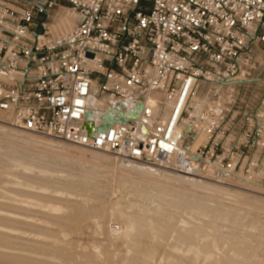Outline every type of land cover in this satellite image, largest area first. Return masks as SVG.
<instances>
[{
  "label": "built area",
  "instance_id": "1",
  "mask_svg": "<svg viewBox=\"0 0 264 264\" xmlns=\"http://www.w3.org/2000/svg\"><path fill=\"white\" fill-rule=\"evenodd\" d=\"M67 13L76 23L58 30ZM261 51L264 0H0V111L31 133L230 183L264 157V90L244 95ZM112 110L125 121L98 131Z\"/></svg>",
  "mask_w": 264,
  "mask_h": 264
},
{
  "label": "rangeland",
  "instance_id": "2",
  "mask_svg": "<svg viewBox=\"0 0 264 264\" xmlns=\"http://www.w3.org/2000/svg\"><path fill=\"white\" fill-rule=\"evenodd\" d=\"M258 61H259V65L251 77L253 79H250L249 81H247L245 83V87H244V95L246 97V100L248 102H250V104L258 103L257 101H259V97L264 90V51H261L260 54L258 55ZM2 115L5 116L7 119L5 117H3ZM6 115H5V113L0 111V120L3 121V122L0 121V123L8 125V127H10L9 129L12 128V134L15 132L16 133L21 132L23 134L34 135L35 137H38V138H32V139H25L24 140L22 137L19 138L15 134L11 135V134H8L6 132L2 133L0 131V136H1L0 137V156L2 155L1 153H3V151H5V147L7 145H9V146L12 145L11 147L7 146L11 149H12V147H16V148H14V150L16 149V151L17 150L22 151V152H15L14 151V152H12L13 155L11 154L12 157H15L14 159H16V160L21 159V160H19L20 162H17L16 160L13 161L11 159H9V160L7 159V161L4 164L2 163L3 165L0 162V169L10 171L7 173L9 175L7 176L6 183H5V181L3 182V185L5 188H3V187L0 188V191H2V192H0V200H1L0 202L2 203V204L0 203V206H2V207H0V212L2 210L3 213H6V214L9 213V215H12V216L15 215V213L17 212L18 215L17 214L16 215L20 216V218H23L22 215L24 214V217H26L27 219L29 218V220H31V221L36 220L35 222H37L36 227H37L38 234H40V233L41 234L51 233V234H54V236L58 235L57 237L52 238V235L50 234V236L47 237L49 240L46 238V241L48 240L47 242H50L49 247L53 248V250L56 249L55 251L58 250L61 253L64 252V254L65 253L67 254V255L65 254V257H64V260L67 261L66 264H68L70 262L76 263V264H125L126 262H127L126 264H141L140 262H136V261L131 262L130 260H128L129 256H131L133 254L132 251H134L133 250V244L131 242L132 237L131 236L129 237L128 235H132V233L134 234L136 232L135 230H133L131 228L132 226L129 227V224L137 226V224L135 225V222L132 224L133 221H130V220L131 219L132 220L135 219V221H137L138 219L140 220V218H141L140 216L142 214H143L142 216H148L149 219H152L150 221H147V224H148V222L151 223V221L153 223H156V225L158 223L157 226L162 224L161 225L162 226L161 231L163 230V232H160V230H158L156 228H161V226L155 227L156 225L153 223H151L154 225L153 229H156V231L153 230L154 232L149 231V228L152 227L151 224L146 226L148 228V232H150L152 234V235L151 234L149 235V233L147 232V234L150 237L146 236V238H144L145 240L148 241L147 243H149V240L151 243V245L149 244L150 247H149L148 251L152 252V253L148 252L149 258L147 259V261L149 260V262H147V264L148 263L149 264H156V262H158L157 264H163V263L165 264L168 260L167 255L171 252L174 254V252L176 253L177 251H180L177 248V247H180V245H182V246L179 249H181V251L185 255L186 254L189 255V256H187V255L186 256L189 259L192 258V259H190V261L192 260L193 262L191 261V263H189L190 262L189 259H186V262H185L184 257L186 258V256H183V258H182L183 253L179 254V252H177L176 257H175L176 260L174 259V264H177V263L178 264H193V263L194 264H196V263L200 264V262L202 264V262L207 261V259L204 258L205 253H203L204 260L201 259V256H202L201 254L199 256L200 258L198 257V254L195 256L194 254H196V252L199 250L200 246H198V248H197L198 250H196V247H194V246H197V243H199L198 245H201V247L202 246L204 247L206 245L204 243H207V246H208V245H210L209 240L211 241V238H212V241L210 243L213 244V242L216 241V243L213 244L215 247L210 246L211 248H213V251L216 249L215 250L216 253H213L214 255L212 254V258L211 257H209V258L211 260H214L213 258H215L216 260L219 259L218 260L219 264H226V262L229 264V261H226L227 259L230 260L231 264L233 262L236 264H264V157L263 156L261 157L262 160L260 162V166L258 168L256 167V169H254V170L253 169L247 170V168L244 167V165H242L240 167L237 166L236 172H238V175H236V177L234 176L235 178H233L230 183H219L216 181L214 182L212 180L209 181V179H207V178L201 179L200 177L196 178V177H191V176H184V175H180V174L170 172L167 170L157 169L158 170L157 171L156 168L154 169L153 167H151V168L148 167L150 165H147L145 167L142 166L143 169L144 168L146 169V170H144L146 172L143 174L142 172L138 173V172H133L131 170L129 171V170L122 168L123 166L121 165V163H131V162L123 161V160H121V158H117L116 155L113 153L103 151L100 149H91V148L87 149L86 147L67 143V142H63L61 140L52 138V137L44 135V134H38V133H34V132L31 133V131H28V130H22L21 131V129H18L9 123L8 117ZM13 129H15V130H13ZM14 136L16 137V139ZM48 138L53 140V143H55L54 146L49 145L47 142H45V139H48ZM42 139H44V140H42ZM195 146H194V148H195ZM68 149H70V150H68ZM24 150H25V153L23 152ZM81 151H83V152H81ZM93 151H100V153L106 154V158L104 159L102 164L98 165V163L94 162V160L92 158V156H93L92 152ZM64 154L70 157L69 161H71V162H65L64 163L63 161H61L62 155H64ZM91 154H92V156H90ZM107 154L109 156H107ZM58 155H59V157H58ZM111 155H113V156H111ZM263 155H264V153H263ZM18 156H20V157H18ZM88 160H89V164L87 162ZM91 160H93V161H91ZM48 161L50 163H48ZM90 162H92V164H90ZM12 163H13V165L14 164L15 165L13 166ZM93 164H96V165H93ZM48 165H50V166H48ZM62 165H63V167H62ZM143 165H146V164H143ZM12 166L14 167V170L17 168V166H19L20 169H18V168L16 169L18 173L13 171ZM59 170H61V171H59ZM12 171H13L14 175H13V173H12V175L10 174ZM25 171H26V173H25ZM141 171H143V170H141ZM151 171L157 172L160 176L155 177L154 175H152V173L150 175L149 172H151ZM15 173L18 176H16ZM34 173L37 175H35ZM27 175H29V176H27ZM12 176L16 177L17 179L15 180V178ZM37 176H39V177H37ZM28 177L29 178L31 177V180H36V182H33L34 187H30V184L32 183V181L31 180L29 181ZM25 178H27V179H25ZM41 179H42V181H41ZM19 180H21L20 181L21 183L19 182ZM11 181H12V183H11ZM37 181H39V182H37ZM17 182H19V183H17ZM40 183L41 184L44 183L45 185L44 184L41 185ZM8 187H9V189H8ZM25 188H26V190H25ZM33 188H36V189H33ZM23 190L25 192H28L29 190H30V192L31 191L33 192L35 190V192L38 191L39 193L45 194L49 197L53 196V198H55V199L59 198V196H60V198L57 200L62 201L61 204L64 205V209H62V210H64V211H62L60 213L59 212L60 210H58V209L61 206L60 205H57V206L54 205L55 202H52V201H50L48 203L42 202L46 206H44L41 203H38L41 201H37V203L35 204L36 201L34 198H32L28 195H27L28 196L27 197L26 194L23 196V193H24ZM20 191L23 193H20ZM93 191H94V193H93ZM48 193L51 194V196ZM5 194L7 196H5ZM1 195H2V197H1ZM11 195L12 196L15 195L14 197H16L18 199H16V198L11 199L12 198ZM9 196H11V197H9ZM29 197L31 199H34L33 200L34 202H32V201L30 202L31 199ZM53 198H50V199L47 198V201H48V199L53 200ZM19 199H21L20 204H18L19 206H21L20 211H18L19 209H15L16 207H14V203L15 204L19 203V202H17V201H20ZM96 199L99 201H97ZM8 200H10V201L8 202ZM12 200H14V202ZM28 200L30 203L28 202ZM22 201H25V202H22ZM11 202H13V203H11ZM8 203H10V204H8ZM6 204H7V206H6ZM52 204L54 205V207ZM40 205H43V206H40ZM50 205H52V206H50ZM66 205L68 207H66ZM8 206L11 208H9ZM34 206H36L38 209ZM13 207L15 209L14 212L16 211L15 213L12 211L10 212V210L13 209ZM24 207H26L25 210H24ZM33 208H35V210H32ZM42 208L44 210H42ZM30 209L33 212L35 211L34 214L36 216L34 214H32L33 212L31 213L33 220L30 219V217L25 216V214L28 215L30 213ZM93 209H95V210H93ZM218 209L221 212L220 211L216 212V210H218ZM5 210H7V211H5ZM22 210H23V214H20V212H22ZM27 210H29V213H24V211L27 212ZM37 210H39V211L41 210L40 214L38 213L39 211H37ZM91 210H93V211H91ZM134 210L135 211L140 210V212H137L138 215L139 214L140 215L137 216V213L134 214ZM153 210H154L156 216L154 215ZM141 211L143 212L142 214H141ZM144 211H145L146 215L144 214ZM128 212L129 213L132 212V214H134L133 216H137V217L134 218L132 216V214L130 216ZM148 212H150V213L147 214ZM31 214L29 216H31ZM123 214L127 215V216H124ZM47 215L50 216L51 221L53 222L52 223L53 225H50L51 221L49 218L48 219L50 222H48V219H47L48 216ZM76 215H78L79 217H81V216L82 217L79 218L78 216L76 217ZM128 215L131 218L130 220L127 219ZM37 216L42 218L43 220L42 219L38 220L40 218H38ZM56 216H58V217H56ZM69 216H70V218H69ZM121 216H123V217H121ZM74 218H76V219H74ZM155 218H156V220L158 219L159 221H157V222L154 221ZM45 219H47V220H45ZM149 219L147 218V220H149ZM2 220H0V223ZM63 220H65V222ZM128 220L130 221L129 224H127L129 222ZM16 221H19V220L13 221L12 227L8 224L3 223L5 225L4 226L1 223L0 228H2L3 226L6 227V229L3 227L5 229L6 234L8 232L7 230L9 229V232H8L9 234H7V235L10 236V233H11V237H10L11 239H14V238H12V235L16 234V235H14L15 240H19V241L21 240L24 243H29V242L34 243L35 241H31V240L28 241L27 239L22 240V237H20V233L21 232L23 233V231L26 233L28 231L26 233V234H28L31 231L30 235L29 234L28 235L30 238H32L34 235V232L32 231V229H35L36 227L34 228L31 226L32 228H28L26 231L25 230L26 228L23 226L24 224L21 223L22 224L21 225V224H19L20 222L17 223ZM126 221H127L126 224L128 227H126V225L124 226V223ZM14 222L21 225L25 229L24 228L22 229V227L18 228V227H20L19 225H18V227H16L17 224L15 226ZM47 222H48V224H47ZM160 222H161V224H159ZM42 223L45 225L42 226ZM101 223H103L104 225ZM48 225H50L54 228L51 227L52 229L51 228L49 229ZM7 227H10L12 229L10 230V228H7ZM13 228H15V229L13 230ZM123 228H125L127 230V232H124L126 230ZM182 228H183V230H181ZM185 228L187 230L189 229V232H192L193 234L196 232L197 233L195 235L190 233L193 236H191L190 234L187 235L189 232H186ZM195 228H197L198 231H196ZM4 229H0V234L3 233ZM20 229H22V230H20ZM1 230H2V232H1ZM150 230H152V229L150 228ZM194 230L196 232H194ZM14 231H15V233H14ZM41 231H44V232H41ZM18 232H19V234H18ZM177 232L180 234L178 235ZM126 233H130V234L127 235ZM161 233H163V234H161ZM174 233L178 235V238L176 236L175 241H173L175 236L172 235ZM6 234L3 233L2 235H3V237L8 238L9 236L7 237ZM26 234H22V235L28 238V235H26ZM55 234H57V235H55ZM156 234L159 236H155ZM17 235H19V236H17ZM31 235H32V237H31ZM124 235H125V237H127L129 239L127 240V238H125ZM180 235H182V237H183V235L185 237L191 236L190 238H192L193 241H192V239L188 240V238H187L188 241L186 240V238L182 240L179 237ZM214 235H215V237H214ZM172 236H174V238ZM206 236H207V238H206ZM210 236H212V237H210ZM157 237L159 238V241H157V239H158ZM160 237H162V238H160ZM163 237H165V238H163ZM149 238H151V239H149ZM202 238H205L203 240H205L206 242L203 243ZM54 239H56L55 241H57V242L53 241ZM152 239H153V241L154 240L155 241L153 242ZM51 240L54 243L51 242ZM160 240H164V241H161V243H160ZM217 240L219 241L220 244L217 243L218 242ZM170 241L171 242L173 241L172 246L177 243V245H175L176 249L172 248ZM183 241H184V244H186L188 246H190V244H193L194 246L192 245L190 247H191V249L193 247L192 250H194V248H195L196 251L194 250L192 252L190 247L182 244ZM190 241H192V242H190ZM224 241L226 243H224ZM180 242H181V244H178ZM187 242L189 244H187ZM233 242H234V244H233ZM127 243H128V245H126ZM159 244H161V245H159ZM216 244H217V246H216ZM218 244H219V247H218ZM224 245H225V247H224ZM61 246H63V247H61ZM128 246L131 250L128 249ZM185 246L187 248H189V249H187V251L185 250L186 253L183 249V248H185ZM220 246H222V247H220ZM170 247H171V249H169ZM10 248H11V250H13V249L16 250L15 247H9L8 249H10ZM226 248H227V250H225ZM172 249H174L176 251H173ZM11 250H9V251H11ZM18 250L20 252L24 253L23 248L20 247V248H18ZM127 250L129 251V253ZM154 250H156V251H154ZM25 251L29 252V253H35L36 255H38L36 252H32L26 248H25ZM136 251H134V254ZM222 251H224V252H222ZM69 252H71V253H69ZM158 252H159V255H158ZM188 252L191 253V257H190V253H188ZM74 253H75V257L73 258ZM155 253H156V255L154 256L153 254H155ZM192 253L195 257L200 259V262H198L199 259L197 260V258L195 261L193 260L195 257L192 255ZM223 253L225 254V257H224ZM238 253H241V254H238ZM42 255L43 254H41V256ZM230 255H233V257H236L237 255L238 256H237V258H234V259L232 258V260H231ZM239 255H242L243 259ZM70 256H71V258H70ZM159 256H161L163 258H160ZM151 257H153V258H151ZM217 257H218V259H217ZM125 258H127V260H125ZM159 258H160V260H159ZM209 258H208V260H209ZM225 258H226V260H225ZM161 259H162V262H161ZM239 261H240V263H239ZM152 262H154V263H152ZM182 262H184V263H182ZM209 262H210V260H209ZM205 263L206 262H204L203 264H205Z\"/></svg>",
  "mask_w": 264,
  "mask_h": 264
},
{
  "label": "bare ground",
  "instance_id": "3",
  "mask_svg": "<svg viewBox=\"0 0 264 264\" xmlns=\"http://www.w3.org/2000/svg\"><path fill=\"white\" fill-rule=\"evenodd\" d=\"M76 19H77V15L76 14H63V15H61V17H59V19H58V24H57V28H58V30H66V29H68V28H70L74 23H76ZM153 100V99H152ZM4 115V114H3ZM2 115V116H3ZM6 115V114H5ZM1 116V117H2ZM3 117H5V116H3ZM6 118V117H5ZM3 119V118H2ZM7 119V118H6ZM0 121H2V120H0ZM3 122V121H2ZM90 126V125H89ZM10 127H8V125H5V124H3V123H0V131L2 132V133H4V132H6V133H8V134H11V135H16L17 137H22L24 140L25 139H32V138H38V137H35L34 135H28V134H23V133H21V132H15V133H13L12 134V128L11 129H9ZM18 129H20V128H18ZM13 130H15V129H13ZM23 129H21V131H22ZM14 132V131H13ZM1 137V136H0ZM15 137V136H14ZM11 138V137H10ZM15 139H16V137H15ZM22 139V140H23ZM18 140V139H17ZM42 140H44V139H42ZM205 140V136L203 135V134H199L197 137H196V139H194L193 141H194V143L195 142H198L199 143V141H204ZM15 141V140H14ZM23 142V141H22ZM28 142V141H27ZM26 142V143H27ZM45 142H47L49 145H55V143H53V140L52 139H45ZM55 142V141H54ZM64 144V143H63ZM62 144V145H63ZM57 145V144H56ZM67 145V144H66ZM196 145V144H195ZM7 146H9V145H7ZM5 147V151H3V153H1L2 155L0 156L1 158H0V162H1V164L3 163H5L6 161H7V159L9 160V159H11V160H16V159H14L15 157H12V152H22V151H16V149L14 150V148H16V147H12V149L11 148H9V147H11V146H9V147ZM58 147V146H57ZM64 148V147H63ZM67 148V147H66ZM22 149V148H21ZM23 150V149H22ZM63 150V149H62ZM68 150H70V149H68ZM24 153H25V150L23 151ZM65 152V151H64ZM81 152H83V151H81ZM91 152V151H90ZM94 152V153H93ZM92 152V154H93V156H92V154L90 155V156H92V158H93V160H94V162H96V163H98V165L99 164H102V162L104 161V159L106 158V154H103V153H100V151H93ZM12 154V155H11ZM29 154V153H28ZM66 154V153H65ZM62 155V159H61V161H63L64 163L65 162H71V161H69V159H70V157L69 156H67V155ZM68 154V153H67ZM77 154V153H76ZM16 155V154H15ZM14 155V156H15ZM18 155V154H17ZM22 155V154H21ZM20 155V156H21ZM61 155V154H60ZM84 155V154H83ZM20 156H18V157H20ZM32 156V155H31ZM85 156V155H84ZM105 156V157H104ZM107 156H109L108 154H107ZM111 156H113V155H111ZM17 157V156H16ZM22 157V156H21ZM58 157H59V155H58ZM69 157V158H68ZM61 158V157H60ZM68 158V159H67ZM117 158H119V157H117ZM18 159V158H17ZM109 159V158H108ZM19 160H21V159H19ZM19 160H16L17 162H20ZM37 160V159H36ZM51 160V159H50ZM86 160V159H85ZM93 160H91V161H93ZM122 160V159H121ZM15 161V162H16ZM47 161V160H46ZM77 161V160H76ZM123 161H126V162H131V163H121V165L123 166L122 168H124V169H126V170H131V171H133V172H142L143 174L146 172V171H144V170H146L145 168L143 169V167L142 166H147V165H143V164H141V163H136V162H132V161H128V160H126L125 158L123 159ZM45 162V161H44ZM62 162V163H63ZM88 162V164H89V160L87 161ZM86 162V163H87ZM93 162V163H94ZM46 163V162H45ZM48 163H50L49 161H48ZM2 164V165H3ZM23 164V163H22ZM61 164V163H60ZM90 164H92V162H90ZM12 165H13V163H12ZM15 165V164H14ZM13 165V166H14ZM29 165V164H28ZM35 165V164H34ZM86 165V164H85ZM93 165H96V164H93ZM5 166V165H4ZM8 166V165H7ZM12 166V168H13V171L14 172H17V168L18 169H20L19 168V166H17V168L14 170V167ZM46 166V165H45ZM48 166H50V165H48ZM67 166V165H66ZM87 166V165H86ZM6 167V166H5ZM32 167V166H31ZM62 167H63V165H62ZM72 167V166H71ZM148 167H152L151 165L150 166H148ZM2 168V167H1ZM4 168V167H3ZM8 168V167H7ZM11 168V167H10ZM68 168V167H67ZM85 168V167H84ZM154 169H155V167H153ZM22 169V168H21ZM30 169V168H29ZM123 169V170H124ZM158 168H156V170H157ZM24 170V169H23ZM32 170V169H31ZM141 170H143V171H141ZM160 170H162V169H160ZM13 171L10 173L11 175H12V173H13ZM59 171H61V170H59ZM66 171V170H65ZM73 171V170H72ZM158 171V170H157ZM8 172H10L9 170H4V169H0V188L1 187H3V188H5L4 187V185H3V182L5 181V183H6V181H7V176L9 175V174H7ZM21 172V171H20ZM28 172V171H27ZM128 172V171H127ZM18 173V172H17ZM25 173H26V171H25ZM51 173V172H50ZM151 173H152V175H154L155 177L157 176H160L157 172H155V171H151V172H149V174L151 175ZM20 174V173H19ZM28 174V173H27ZM35 174V173H34ZM178 174V173H177ZM13 175H14V173H13ZM15 175L16 176H18L16 173H15ZM26 175V174H25ZM35 175H37V174H35ZM47 175V174H46ZM180 175H183V174H180ZM27 176H29V175H27ZM48 176V175H47ZM73 176V175H72ZM149 176V175H148ZM184 176H186V175H184ZM12 177H14V176H12ZM37 177H39V176H37ZM49 177V176H48ZM15 178V180L17 179L16 177H14ZM160 178V177H159ZM196 178H199V177H196ZM9 179V178H8ZM20 179V178H19ZM25 179H27V178H25ZM28 179H29V181L31 180V177L29 178L28 177ZM40 179V178H39ZM201 179H203V178H201ZM22 180V179H21ZM21 180H19V182L21 181ZM75 180V179H74ZM152 180V179H151ZM206 180V179H205ZM28 181V180H27ZM26 181V182H27ZM32 181V183L30 184V187H34V185H33V182H36V180H31ZM41 181H42V179H41ZM209 181H210V179H209ZM213 181V180H212ZM16 182V181H15ZM19 182H17V183H19ZM23 182V181H22ZM25 182V183H26ZM37 182H39V181H37ZM44 182V181H43ZM92 182V181H91ZM215 182V181H214ZM11 183H12V181H11ZM21 183V182H20ZM54 183V182H53ZM28 184V185H29ZM41 184V183H40ZM44 184V183H43ZM43 184H41V185H43ZM14 185V184H13ZM45 185V184H44ZM47 185V184H46ZM139 185V184H138ZM7 187V186H6ZM36 187V186H35ZM45 187V186H44ZM15 188V187H14ZM40 188V187H39ZM56 188V187H55ZM217 188V187H216ZM8 189H9V187H8ZM12 189V188H11ZM32 189V188H31ZM30 189V190H31ZM33 189H36V188H33ZM25 190H26V188H25ZM30 190L28 191V192H25L24 190V193L23 192H21L20 191V193H23V196L26 194V196L28 195V196H30V197H32V198H34L35 199V204L37 203V201H41V202H38V203H41V204H43L42 202H45V203H48V202H50V201H52V202H55L54 203V205H60L59 207V209L58 210H60L59 212L61 213L62 211H64V210H62V209H64V205L63 204H61L62 203V201L61 200H57V199H59L60 198V196H59V198H57V199H55V198H53V196H51V194H49L51 197H49V196H47V195H45V194H41V193H39L38 191H36L35 192V190L32 192H30ZM224 190V189H223ZM12 191V190H11ZM143 191V190H142ZM222 191V190H221ZM0 192H2V191H0ZM43 193V192H42ZM93 193H94V191H93ZM100 193V192H99ZM7 194V193H6ZM5 194V196H7ZM98 194V193H97ZM9 195V194H8ZM21 195V194H20ZM12 196V195H11ZM11 196H9V197H11ZM15 196V195H14ZM14 196H12V198L11 199H15L16 197H14ZM18 196V195H17ZM22 196V195H21ZM27 196V197H28ZM1 197H2V195H1ZM20 197V196H19ZM29 197V198H30ZM95 197V196H94ZM97 197V196H96ZM141 197V196H140ZM144 197V196H143ZM47 198H53V200H49L48 199V201H47ZM62 198V197H61ZM145 198V197H144ZM9 199V198H8ZM16 199H18V198H16ZM31 199V198H30ZM34 199H31L30 200V202L32 201V202H34L33 200ZM55 199V200H54ZM63 199V198H62ZM100 199V198H99ZM20 201H17V202H19V203H14V207H16L15 209H19L18 211H20L21 209H20V207L21 206H19L18 204H20V202H21V199H19ZM74 200V199H73ZM81 200V199H80ZM97 200V199H96ZM1 201V200H0ZM10 200H8V202H9ZM13 202H14V200H12ZM69 201V200H68ZM97 201H99V200H97ZM96 201V202H97ZM102 201V200H101ZM100 201V202H101ZM4 202V201H3ZM13 202H11V203H13ZM22 202H25V201H22ZM28 202H29V200H28ZM29 202V203H30ZM51 202V203H52ZM58 202V203H57ZM80 202V201H79ZM1 203V202H0ZM68 203V202H67ZM78 203V202H77ZM82 203V202H81ZM2 204V203H1ZM8 204H10V203H8ZM24 204V203H23ZM32 204V203H31ZM44 206H46L45 204H43ZM43 205H40V206H43ZM53 205V204H52ZM52 205H50V206H52ZM54 205H53V207H54ZM6 206H7V204H6ZM10 206V205H9ZM8 206V207H9ZM12 206V205H11ZM48 206V205H47ZM75 206V205H74ZM80 206V205H79ZM82 206V205H81ZM216 206V205H215ZM214 206V207H215ZM0 207H2V206H0ZM14 207H13V209H11L10 210V212L12 211V212H14ZM34 207H36V206H34ZM52 207V208H53ZM66 207H68L67 205H66ZM77 207V206H76ZM9 208H11V207H9ZM23 208V207H22ZM31 208V207H30ZM37 208V207H36ZM92 208V207H91ZM217 208V207H216ZM2 209V208H1ZM6 209V208H5ZM8 209V208H7ZM26 209V207H24V210ZM28 209V208H27ZM38 209V208H37ZM57 209V208H56ZM144 209V208H143ZM158 209V208H157ZM221 209V208H220ZM9 210V209H8ZM32 210H35V208H33ZM31 209H30V213H29V210H27V212L26 211H24V213H29L28 215H26L25 214V216H27V217H30V219H32L33 220V218H32V214H34V212L32 211ZM42 210H44L43 208H42ZM53 210V209H52ZM67 210V209H66ZM93 210H95V209H93ZM93 210H91V211H93ZM4 211V210H3ZM5 211H7V210H5ZM37 211H39V210H37ZM36 211V212H37ZM103 211V210H102ZM130 211V210H129ZM217 211H220L219 209L218 210H216V212ZM1 212H2V210H1ZM0 212V220H2L1 221V223H2V225H4L3 223H5V224H8V225H10L11 227H12V223H13V221H15V220H19V221H16L17 223H19V224H24L23 226L26 228H24V227H22L21 225H19V224H17V223H15V226H16V224H17V226L16 227H18V225L20 226V227H18V228H21L22 227V229L24 228L26 231H27V229L28 228H32V227H36V225H37V222H35L36 220H34V221H31V220H29V218L27 219L26 217H24V214H23V210H22V212H20V214H23L22 216H23V218H20V216H17L18 214H17V212L15 213V215H9V213H1ZM9 212V211H8ZM33 212V213H32ZM40 212H41V210L38 212L39 214H40ZM137 212H140V210H138V211H135L134 210V214L135 213H137ZM153 212H154V210H153ZM215 212V213H216ZM221 212V211H220ZM219 212V213H220ZM19 213V212H18ZM32 213V214H31ZM47 213V212H46ZM57 213V212H56ZM98 213V212H97ZM129 213V212H128ZM143 212L141 211V214H142ZM150 212H148L147 214H149ZM152 213V212H151ZM159 213V212H158ZM17 214V215H16ZM19 214V215H20ZM31 214V216H29ZM38 214V215H39ZM42 214V213H41ZM131 214H132V212L131 213H129V215L131 216ZM134 214H132V216L134 215ZM144 214L146 215V213H145V211H144ZM160 214V213H159ZM158 214V215H159ZM35 215V214H34ZM33 215V216H34ZM79 215V214H78ZM78 215H76V217L78 216ZM82 215V214H81ZM101 215V214H100ZM124 215V214H123ZM129 215H128V217H127V219H131L130 217H129ZM140 215V214H139ZM138 215V213H137V216H139ZM143 215V214H142ZM140 216L141 218H140V220L138 219L137 221H135V219L134 220H130V221H133L132 222V224L135 222V225L137 224V226H134V225H130L129 223H130V221L127 223V221L124 223V226L126 225V227H128L127 226V224H129V227L130 226H132L131 228L133 229V230H135L134 232V234L132 233V235H128V234H130V233H126L129 237L131 236L132 238V244H133V250L134 251H136L135 252V254H134V251H132V255L131 256H129V259L128 260H130L131 262H140L141 264H147V262H149V260L147 261V259L149 258L148 257V250H149V244L151 245V243H150V240H149V243H147L148 241L147 240H145L144 238H146V236H148V237H150L149 235L151 234L150 232H148V228L146 227L147 225H149V224H151V223H153L152 221H151V223L150 222H148V224H147V221H150V220H152V219H149V217L148 216ZM154 215H155V212H154ZM220 215V214H219ZM36 216V215H35ZM48 216V217H47ZM46 217H47V219L49 218L50 219V221H51V218H50V216L49 215H47ZM75 216V215H74ZM124 216H127V215H124ZM137 216H133L134 218H136ZM150 216V215H149ZM156 216V215H155ZM38 217V216H37ZM54 217V216H53ZM56 217H58V216H56ZM72 217V216H71ZM79 217V216H78ZM82 217V216H81ZM81 217H79V218H81ZM121 217H123V216H121ZM149 219V220H147V218ZM35 218V217H34ZM38 218H40V217H38ZM69 218H70V216H69ZM99 218V217H98ZM103 218V217H102ZM157 218V217H156ZM156 218L154 219V221H159L158 219L156 220ZM42 218H40V219H38V220H41ZM47 219H45V220H47ZM49 219H48V222H50L49 221ZM74 219H76V218H74ZM92 219V218H91ZM43 220V219H42ZM44 220V221H45ZM59 220V219H58ZM54 221V220H53ZM64 222H65V220H63ZM75 221V220H74ZM119 221V220H118ZM125 221V220H124ZM123 221V222H124ZM42 222V221H41ZM40 222V223H41ZM46 222V221H45ZM48 222H47V224H48ZM1 223H0V225H1ZM53 222L51 221V223H50V225H53L52 224ZM127 223V224H126ZM55 224V223H54ZM101 224H103V223H101ZM153 224H155L156 225V223H153ZM153 224H151L152 225V227H150L152 230H150V228H149V231H153V230H155L156 231V229H158V230H160V232H163V230L161 231V229H162V224H161V222L159 223V224H161V225H159V226H157L158 225V223H157V225L155 226V227H160L161 226V228H156V229H153ZM43 225H45V224H43L42 223V226ZM50 225H48L49 226V229L52 227V226H50ZM100 225V224H99ZM104 225V224H103ZM5 226V225H4ZM3 226V227H4ZM30 226V227H29ZM32 226V227H31ZM102 226V225H101ZM165 226V225H164ZM0 228V229H6V227H4V228ZM45 227V226H44ZM7 228H10V227H7ZM52 228H54V227H52ZM51 228V229H52ZM58 228V227H57ZM100 228V227H99ZM103 228V227H102ZM166 228V227H165ZM184 228V227H183ZM183 228L181 229V230H183ZM5 229H4V231H3V233L4 234H6L5 233ZM12 228H10V230H11ZM15 228H13V230H14ZM22 229H20V230H22ZM45 229V228H44ZM43 229V230H44ZM123 229H125V228H123ZM128 229V228H127ZM17 230V229H16ZM19 230V229H18ZM102 230V229H101ZM104 230V229H103ZM126 230V229H125ZM131 230V229H130ZM157 230V231H158ZM166 230V229H165ZM185 230H186V232H189V229L187 230L186 228H185ZM191 230V229H190ZM195 230L196 231H198V229L197 228H195ZM194 230V232H196ZM8 232H9V229L7 230ZM32 231L34 232V235H33V237H32V235H31V237L32 238H30L29 237V235H30V232L28 233V234H26L24 231H23V233L22 234H26V235H28V238L27 237H25V236H23L21 233H20V237H22V240L23 239H27L28 241L29 240H31V241H35L34 243L32 242V243H24V242H22L21 240L19 241V240H15V236L14 235H16V234H14V235H12V238H14V239H11L10 237H11V233H10V236L9 235H7V234H9L8 232H7V234H6V236L8 237V238H5V237H3V233H1L0 235L2 236H0V264H59L60 262L62 263V264H66V262L67 261H65L64 260V257H65V254H64V252H60V251H55V250H53V248H51V247H49V243L50 242H47L49 239L47 238V237H49L50 236V234L51 233H49V234H38V232H37V227L35 228V229H32ZM1 232H2V230H1ZM13 232V231H12ZM20 232V231H19ZM19 232H18V234H19ZM32 232V233H33ZM41 232H44V231H41ZM47 232V231H46ZM119 232V231H118ZM123 232V231H122ZM124 232H127V230L126 231H124ZM129 232V231H128ZM147 232L149 233V235L147 234ZM154 232V231H153ZM152 232V233H153ZM14 233H15V231H14ZM61 233V232H60ZM178 233V232H177ZM190 233H192V232H189L187 235H189ZM197 233V232H196ZM196 233H192L193 235H195ZM207 233V232H206ZM210 233V232H209ZM13 234V233H12ZM122 234V233H121ZM125 234V233H124ZM154 234V233H153ZM158 234V233H157ZM155 235V236H159V235ZM161 234H163V233H161ZM160 234V235H161ZM165 234V233H164ZM167 234V233H166ZM180 233H178V235H179ZM183 234V233H182ZM192 234H190L191 236H193ZM211 234V233H210ZM52 235V238H54V237H57L58 235L57 234H55V235H57V236H54V234H51ZM117 235V234H116ZM152 235V234H151ZM172 235H174L175 236V238H174V236H172L174 239H173V241H175L176 240V236H177V238H178V235L177 234H172ZM185 235V234H184ZM183 235V237H182V235H180L179 237H180V239H185L186 238V240H187V238H188V240H191L192 238H190V237H185ZM212 235V234H211ZM17 236H19V235H17ZM121 236V235H120ZM162 236V235H161ZM167 236V235H166ZM124 237H125V235H124ZM152 237V236H151ZM154 237V236H153ZM182 237V238H181ZM210 237H212V236H210ZM214 237H215V235H214ZM46 238L48 239L47 241H46ZM125 238H127V237H125ZM158 238V237H157ZM160 238H162V237H160ZM163 238H165V237H163ZM168 238V237H167ZM190 238V239H189ZM206 238H207V236H206ZM129 238H127V240H128ZM148 239V238H147ZM149 239H151V238H149ZM203 239H205V238H202V240ZM210 239V238H209ZM216 239V238H215ZM225 239V238H224ZM56 239H54L53 241H55ZM187 240V241H188ZM207 240V239H206ZM220 240V239H219ZM223 240V239H222ZM52 240H51V242H53ZM124 241V240H123ZM152 241H153V239H152ZM155 241V240H154ZM153 241V242H154ZM157 241H159V238L157 239ZM161 241H164V240H160V243H161ZM169 241V240H168ZM172 241V242H173ZM181 241V240H180ZM185 241V240H184ZM184 241H183V243L182 244H184ZM192 241H193V239H192ZM192 241H190V242H192ZM211 241H212V238H211ZM210 240H209V244L210 245H208L207 246V243H204V242H206L205 240H203V243L204 244H206L204 247L202 246L201 247V245H198L199 243H197V246H194L193 244H190V246H194V247H196V250H198L197 248H198V246H200L199 247V250L196 252V254H194L195 256L198 254V257L200 256V254L202 255L201 256V259L202 260H204V258H206L207 259V261H204V262H206L205 264H219L218 263V257H217V259L218 260H216L215 258H213L214 260H211L209 257H211L212 258V254L213 253H216V249L213 251V248H211V247H213L214 245V243H216V241L215 242H213V244L212 243H210L211 242ZM214 241V240H213ZM218 241V240H217ZM221 241V240H220ZM230 241V240H229ZM55 242H57V241H55ZM126 242V241H125ZM166 242V241H165ZM171 242V241H170ZM172 242H171V246H172ZM178 242V241H177ZM228 242V241H227ZM54 243V242H53ZM186 243V242H185ZM202 243V244H203ZM217 243H219V241L217 242ZM224 243H226L225 241H224ZM20 244V245H19ZM59 244V243H58ZM168 244V243H167ZM170 244V243H169ZM178 244H181V242L180 243H178ZM187 244H189L188 242H187ZM212 244V245H211ZM220 244V243H219ZM219 244H218V247H219ZM233 244H234V242H233ZM51 245V244H50ZM126 245H128V243L126 244ZM154 245V244H153ZM158 245V244H157ZM159 245H161V244H159ZM175 245H177V243L176 244H174L173 246H172V248H175L176 249V247H175ZM184 245H186V244H184ZM183 245V246H184ZM222 245V244H221ZM227 245V244H226ZM17 246V247H16ZM71 246V245H70ZM156 246V245H155ZM166 246V245H165ZM182 245H180V247H181ZM186 246H188V245H186ZM185 246V248H183L184 249V251L186 250L187 251V249H189V248H187ZM190 246H188V247H190ZM211 246V247H210ZM216 246H217V244H216ZM9 247H15L16 248V250L15 249H13V250H11V248L10 249H8ZM23 248L24 249V253L23 252H20L19 250H18V248ZM61 247H63V246H61ZM159 247V246H158ZM161 247V246H160ZM164 247V246H163ZM180 247H177L178 248V250H180L181 251V249H179ZM215 247V246H214ZM217 247V248H218ZM220 247H222V246H220ZM224 247H225V245H224ZM25 248L26 249H28V250H30V251H32V252H36L38 255H36L35 253H29V252H26L25 251ZM55 248V247H54ZM168 248V247H167ZM8 249V250H7ZM128 249H130L129 248V246H128ZM169 249H171V247L169 248ZM190 249H191V247H190ZM192 249H193V247H192ZM191 249V250H192ZM235 249V248H234ZM9 250H11V251H9ZM15 250V251H14ZM65 250V249H64ZM75 250V249H74ZM131 250V249H130ZM157 250V249H156ZM156 250H154V251H156ZM167 250V249H166ZM173 251H176V250H174V249H172ZM194 250H195V248H194ZM194 250H192V252L194 251ZM195 250V251H196ZM225 250H227V248L225 249ZM232 250V249H231ZM55 251V252H54ZM128 251V250H127ZM152 251V250H151ZM180 251H177V252H179V254L180 253H183L182 251L180 252ZM186 251H185V253H186ZM189 251V250H188ZM237 251V250H236ZM26 252V253H25ZM67 252V251H66ZM131 252V251H130ZM164 252V251H163ZM177 252L175 253L174 252V254L171 252V253H169L168 255H167V257H168V260H167V262L165 263V264H174V259L176 260V254H177ZM222 252H224V251H222ZM227 252V251H226ZM232 252V251H231ZM68 253V252H67ZM69 253H71V252H69ZM128 253H129V251H128ZM149 253H152V252H149ZM162 253V252H161ZM188 253H190V252H188ZM203 253H205L204 254V258H203ZM41 254H43L42 256H41ZM73 254V253H72ZM131 254V253H130ZM163 254V253H162ZM167 254V253H166ZM178 254V255H179ZM224 254V253H223ZM227 254V253H226ZM230 254V253H229ZM236 254V253H235ZM234 254V255H235ZM238 254H241V253H238ZM67 255V254H66ZM125 255V254H124ZM154 256L156 255V253L155 254H153ZM158 255H159V252H158ZM182 255V254H181ZM187 255V254H186ZM184 253H183V255H182V258H183V256H186ZM192 255H193V253H192ZM193 255V256H194ZM214 255V254H213ZM228 255V254H227ZM72 256V255H71ZM71 256H70V258H71ZM126 256V255H125ZM150 256V255H149ZM153 256V257H154ZM163 256V255H162ZM187 256H189V255H187ZM186 256V258L184 257V259H185V262H186V259H189L188 257ZM194 256V257H195ZM209 258V260H210V262H209V260H208V258ZM222 256V255H221ZM229 256V255H228ZM231 256V260H232V258L234 259V258H237V256L236 257H233V255H230ZM239 256H241L242 257V255H239ZM75 257V253H74V256H73V258ZM153 257H151V258H153ZM160 258H163V257H161V256H159ZM178 257V256H177ZM190 257H191V253H190ZM224 257H225V254H224ZM227 257V256H226ZM150 258V259H151ZM155 258V257H154ZM160 258H159V260H160ZM196 258L197 257H195L193 260L195 261L196 260ZM200 258V257H199ZM199 258H197V260L199 259ZM229 258V257H228ZM239 258V257H238ZM183 259V260H184ZM190 259H192V258H190ZM190 259H189V261H190ZM205 259V260H206ZM241 259V258H240ZM242 259H243V257H242ZM58 260V261H57ZM125 260H127V258H125ZM153 260V259H152ZM158 260V261H159ZM201 260V261H202ZM225 260H226V258H225ZM236 260V259H235ZM154 261V260H153ZM178 261V260H177ZM192 261V260H191ZM191 261L189 262V263H191ZM224 261V260H223ZM226 261H229V264H231L230 263V260H226ZM124 262V261H123ZM160 262V261H159ZM161 262H162V259H161ZM193 262V261H192ZM197 262V261H196ZM198 262H200V259L198 260ZM204 262H202V264L204 263ZM237 262V261H236ZM242 262V261H241ZM60 263V264H61ZM71 264H76V263H72V262H70ZM70 263H68V264H70ZM86 263V262H85ZM127 263V262H126ZM125 263V264H126ZM152 263H154V262H152ZM158 262H156V264H157ZM182 263H184V262H182ZM221 263V262H220ZM238 263V262H237ZM239 263H240V261H239ZM149 264V263H148ZM164 264V263H163ZM178 264V263H177ZM194 264V263H193ZM196 264H198V263H196ZM200 264H201V262H200ZM226 264H228L227 262H226ZM232 264H236V263H232Z\"/></svg>",
  "mask_w": 264,
  "mask_h": 264
},
{
  "label": "water",
  "instance_id": "4",
  "mask_svg": "<svg viewBox=\"0 0 264 264\" xmlns=\"http://www.w3.org/2000/svg\"><path fill=\"white\" fill-rule=\"evenodd\" d=\"M89 115H91V112L88 113V116H89ZM103 117H104V118H103L102 123H101L99 126H97V128H96L98 131H101V130H107L108 127L112 124V122H113L114 120L125 121V119L119 117V116L116 114V112H115L114 110L105 113V114L103 115ZM89 125H90V126H89ZM84 126L87 128V131H88L89 133H93V132H94V124H93V123H91V122H86V123L84 124ZM242 185H243V184H242Z\"/></svg>",
  "mask_w": 264,
  "mask_h": 264
}]
</instances>
